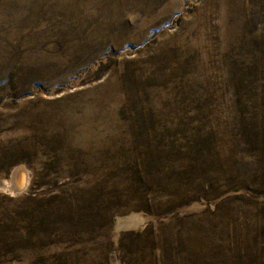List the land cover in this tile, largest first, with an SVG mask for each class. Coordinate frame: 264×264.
<instances>
[{"label": "rangeland", "instance_id": "obj_1", "mask_svg": "<svg viewBox=\"0 0 264 264\" xmlns=\"http://www.w3.org/2000/svg\"><path fill=\"white\" fill-rule=\"evenodd\" d=\"M0 264H264V0H0Z\"/></svg>", "mask_w": 264, "mask_h": 264}, {"label": "trees", "instance_id": "obj_2", "mask_svg": "<svg viewBox=\"0 0 264 264\" xmlns=\"http://www.w3.org/2000/svg\"><path fill=\"white\" fill-rule=\"evenodd\" d=\"M101 61V60H100ZM103 62L101 61V64H102ZM72 84V82H69L67 85H71Z\"/></svg>", "mask_w": 264, "mask_h": 264}]
</instances>
